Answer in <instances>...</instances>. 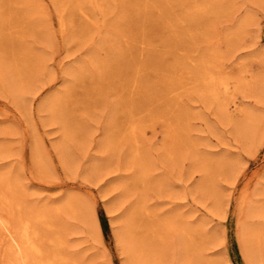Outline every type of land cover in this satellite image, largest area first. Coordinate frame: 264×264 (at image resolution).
<instances>
[{
  "label": "rangeland",
  "instance_id": "obj_1",
  "mask_svg": "<svg viewBox=\"0 0 264 264\" xmlns=\"http://www.w3.org/2000/svg\"><path fill=\"white\" fill-rule=\"evenodd\" d=\"M208 70L230 95L201 93ZM2 172L50 206L68 264H251L264 0H0ZM67 202L83 214L54 213Z\"/></svg>",
  "mask_w": 264,
  "mask_h": 264
},
{
  "label": "bare ground",
  "instance_id": "obj_2",
  "mask_svg": "<svg viewBox=\"0 0 264 264\" xmlns=\"http://www.w3.org/2000/svg\"><path fill=\"white\" fill-rule=\"evenodd\" d=\"M246 23H244V25ZM221 75L222 74H220L218 71H214V70L206 71L201 78L202 80L201 81L202 86L200 88L201 93L205 96L217 100H222V94L230 95L231 92L233 91L232 85L230 81L221 79ZM236 76H238V73L233 75V77ZM222 88L223 90H221ZM232 102L235 105L237 104L235 98L232 99ZM230 109L231 108L228 105L223 104V112L227 113L230 111ZM135 132H136V127L133 128V133ZM42 166L40 165V167ZM19 178H20L19 174L17 173H13V174H10L9 172L0 173V264H68L70 262V257L66 253V249H65L66 248L65 247L66 241L64 237L65 233L64 231H62V229L56 227V223L54 219L53 220L50 219V217L52 216L50 215L51 213L50 206L46 205L47 203L41 204L39 206H33L30 203L28 204L26 202V199H21L20 197H17L16 195L17 190L15 189H17L18 186L20 185ZM54 209H55L54 213H60L61 211H64L71 213V215L72 214L77 215L79 213H82L83 211V208L80 209L79 206L74 204L72 205L71 202H67L66 204L56 206ZM253 209L254 210L252 211V213L251 212L249 213L250 215L253 214L259 215L264 218V207H262L261 210H259L258 208H253ZM162 220H164V218ZM181 224L182 223H180L179 225ZM257 228L259 229L256 230ZM43 229L48 230L47 234L50 233V235L49 236L45 235L46 233L44 234V232H42ZM179 229L181 230V232L184 233L186 232V228H179ZM240 234H241L242 246L244 248V252L246 253L247 258L250 260L251 264H257L258 253L264 251V222L256 225V227L254 226L252 227L250 224H244V228L241 229ZM128 241H130V239ZM45 243H48V246L52 248L51 249L49 247H48L49 249L46 248L45 246L47 245ZM258 243L260 244L259 246H257ZM149 253H150L149 249H145L144 251L140 250V252H138L140 256L143 255L146 256L145 257L146 259L150 258ZM154 261H156L157 264H159L160 262V260L157 259H154ZM75 263L77 264V262Z\"/></svg>",
  "mask_w": 264,
  "mask_h": 264
}]
</instances>
